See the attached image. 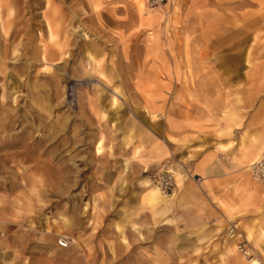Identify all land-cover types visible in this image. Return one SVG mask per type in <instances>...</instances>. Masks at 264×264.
<instances>
[{
    "label": "rangeland",
    "instance_id": "374dc122",
    "mask_svg": "<svg viewBox=\"0 0 264 264\" xmlns=\"http://www.w3.org/2000/svg\"><path fill=\"white\" fill-rule=\"evenodd\" d=\"M146 1L0 0V264H225V255L254 264L238 251L239 236L227 234L235 216L169 206L183 182L188 200L202 193L191 186L201 176L182 159L188 142L167 162L178 178L168 193L147 166L117 183L121 169L101 155L116 138L96 103L134 96L133 83L153 65H178L189 83L197 51L229 43L222 33L206 40L212 15L192 0ZM211 27L222 32V21ZM167 76L174 81L173 71ZM61 237L69 247L58 246ZM252 248L263 262L264 250Z\"/></svg>",
    "mask_w": 264,
    "mask_h": 264
},
{
    "label": "crops",
    "instance_id": "0c3cea01",
    "mask_svg": "<svg viewBox=\"0 0 264 264\" xmlns=\"http://www.w3.org/2000/svg\"><path fill=\"white\" fill-rule=\"evenodd\" d=\"M191 5L212 15L206 40H217L215 35L222 33L228 45L197 51L189 83H184L178 65H153V75L133 83L134 96L112 97L101 107L96 103L95 111L109 115L110 136L116 138L112 149L108 146L101 155L121 169L116 177L121 183L127 172L142 176L146 166L161 172L189 143L182 159L201 176V184L191 186L202 193L188 200L183 182L169 206L178 204L187 216L230 213L239 242L247 236L264 250V188L246 168L264 154V43L257 45L264 40V0H192ZM220 21L222 32L211 27ZM172 71L174 81L167 76ZM168 88L174 89L173 97ZM221 157L225 160L218 162ZM241 170L245 175L237 178ZM232 183L237 186L233 190ZM236 262L233 255H225V264Z\"/></svg>",
    "mask_w": 264,
    "mask_h": 264
},
{
    "label": "built area",
    "instance_id": "2783aa9c",
    "mask_svg": "<svg viewBox=\"0 0 264 264\" xmlns=\"http://www.w3.org/2000/svg\"><path fill=\"white\" fill-rule=\"evenodd\" d=\"M165 2H167V0H147L148 6L152 8L163 5ZM146 171L150 173L151 178L158 184L163 192L168 193L173 190L175 186V176L169 167L164 168L159 173L156 171L151 172L148 168ZM250 171L254 179L264 186V156L252 164ZM227 234L228 236H240L238 226L235 222L229 223ZM69 245L70 241L66 237H61L58 239L59 247L67 248ZM238 246V249L242 253L246 254V256L250 258L254 256L247 241H240Z\"/></svg>",
    "mask_w": 264,
    "mask_h": 264
},
{
    "label": "bare ground",
    "instance_id": "6f19581e",
    "mask_svg": "<svg viewBox=\"0 0 264 264\" xmlns=\"http://www.w3.org/2000/svg\"><path fill=\"white\" fill-rule=\"evenodd\" d=\"M146 3H147V1H146ZM147 6H148V4H147ZM149 7V6H148ZM149 8H152V7H149ZM154 8V7H153ZM47 27H48V39L51 41V42H55L56 41V39H57V34H56V31L54 30V28H53V26H52V24L50 23V22H48L47 23ZM1 30H2V32L3 33H7V31H6V26H5V24H4V21H2V24H1ZM65 54V53H64ZM42 58L44 59V60H46L47 59V49H46V45L43 47V52H42ZM98 147H97V150H96V152H97V154H101L102 152H101V149H100V145H97ZM262 156H264V155H262ZM261 156V157H262ZM260 157V158H261ZM260 158H258V159H260ZM257 159V160H258ZM256 160V161H257ZM256 161H254L252 164H254ZM252 164L249 166V170H250V168H251V166H252ZM174 174V173H173ZM174 176H175V182H177V177H176V175L174 174ZM157 186H158V184H157ZM158 188H159V190H161V188L158 186ZM162 191V190H161ZM161 191H159V192H161ZM163 192V191H162ZM163 193H165V192H163ZM158 197V196H157ZM156 197V198H157ZM156 198H154V199H156ZM229 223H231V222H229ZM229 238H231L233 241L234 240H237L238 239V236H229ZM248 241V240H247ZM249 242V241H248ZM238 243H237V249H238ZM233 249H232V247H231V249H229V251H232ZM238 251L241 253V255L244 257V258H246L247 260H248V262H252V263H254V264H263V262H262V260L256 255V253L254 252V250H253V248H251V251H252V254L254 255L252 258H250V257H248V256H246V254H244V253H242L239 249H238Z\"/></svg>",
    "mask_w": 264,
    "mask_h": 264
}]
</instances>
